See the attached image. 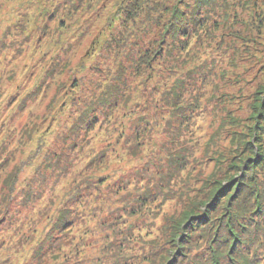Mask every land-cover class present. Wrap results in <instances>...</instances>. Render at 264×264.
Listing matches in <instances>:
<instances>
[{
	"label": "rangeland",
	"instance_id": "374dc122",
	"mask_svg": "<svg viewBox=\"0 0 264 264\" xmlns=\"http://www.w3.org/2000/svg\"><path fill=\"white\" fill-rule=\"evenodd\" d=\"M144 1L152 19L133 22L117 15L125 0H0V264H27L54 234L61 251L42 264H152L144 255L165 247L164 228L208 179L226 182L249 140L264 101V0H214L204 43L160 58L169 13L151 8L177 0ZM147 48L152 60L132 68ZM199 69L211 79L188 76ZM110 84L85 130L80 113ZM175 137L185 169L162 182ZM65 209L70 222L57 225Z\"/></svg>",
	"mask_w": 264,
	"mask_h": 264
},
{
	"label": "trees",
	"instance_id": "16d2710c",
	"mask_svg": "<svg viewBox=\"0 0 264 264\" xmlns=\"http://www.w3.org/2000/svg\"><path fill=\"white\" fill-rule=\"evenodd\" d=\"M213 1L195 0L193 4H188L186 0H177L173 5L164 6L167 9L159 5L161 1L153 3L151 11L162 10L164 13H169L159 44L163 41L165 43L154 52V58H160L176 50L188 54L202 45L204 34H208L209 31L206 25L211 17L212 12L209 7ZM146 2L125 0L117 8V15L135 22L141 18L144 10H147L146 21H150L152 19L148 9L150 2L145 5ZM213 16H216L215 9ZM60 25L65 26L63 20H60ZM143 27L138 29L139 33H146ZM210 37L213 38L211 33L208 38ZM147 51L148 48L139 52L140 58L133 60L132 68L137 69L141 63L145 64L152 60L151 58L149 61H144V57H148L145 53ZM195 74L205 82L212 77V73L202 69L190 71L188 76L194 78ZM120 77L118 74L116 79ZM75 86H80V80H75ZM180 88L177 91L173 88L177 100L183 95ZM116 91L117 86L106 85L101 96L80 113L81 116L77 120L80 125H85V130L95 125L94 119L99 112L97 105L104 106L112 100L111 97ZM194 101L198 103L196 98L189 103L192 115L187 120L186 128H189V121L198 108V104L194 105ZM177 109L183 111L181 113L183 116L186 106L181 103ZM255 110L257 112L253 118L256 119V123L253 132L249 134V140L240 142L242 143L240 151L226 164L229 173L226 182L215 178L208 179L205 186L197 191L196 198L190 199L181 217L164 228L165 247L158 246L154 251L145 254V261L148 263L151 261L150 255H154L152 264H261L259 259L264 261V124L258 120L257 115V113L264 115V101H260L255 106ZM261 119L264 121V116ZM258 125L262 126L258 127ZM136 133L137 131L135 135ZM173 139V146L177 145L180 150L178 152L174 150L176 153L168 158L165 167L159 169L157 174L162 182L166 177L179 176L185 169L181 161L185 160L187 147L184 146L185 142L176 137ZM218 172L227 174L221 169H218ZM144 201L145 198L141 197L140 204L142 205ZM66 210L60 214L57 225L63 226L70 222ZM58 230L61 231L62 228ZM52 236L53 239L49 238L51 237L49 233L46 237L49 239L39 243L40 247L27 264H33L35 261L42 264L43 258L49 252L55 253L56 249L59 250L55 244L57 236L55 234ZM72 254L76 259L81 255L79 251Z\"/></svg>",
	"mask_w": 264,
	"mask_h": 264
}]
</instances>
